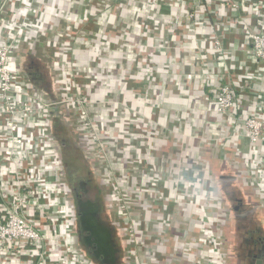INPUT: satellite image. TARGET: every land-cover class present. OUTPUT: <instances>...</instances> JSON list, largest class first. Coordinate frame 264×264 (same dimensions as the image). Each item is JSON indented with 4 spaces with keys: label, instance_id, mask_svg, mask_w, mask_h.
Returning <instances> with one entry per match:
<instances>
[{
    "label": "crops",
    "instance_id": "1",
    "mask_svg": "<svg viewBox=\"0 0 264 264\" xmlns=\"http://www.w3.org/2000/svg\"><path fill=\"white\" fill-rule=\"evenodd\" d=\"M96 1L101 5L105 2L106 6L113 5V8L118 10L121 22L125 15L130 22L125 31H122L120 26H114L116 33H114L111 48L110 44H104L105 38H102L98 25L100 22L97 21V25L93 21L88 22L90 15L88 7L95 5L89 4L92 1L81 0L80 11L77 9L75 13H71V8L77 4L78 0H9L6 3L2 0L0 32L12 33L16 38V44L12 47L8 58V66L20 72L25 84L22 87L27 86L25 97H36L43 102L57 101L58 97H62L65 93L59 91L56 84V72L60 66L71 65L68 66L70 70L74 67L81 74L77 75L78 86H84L83 93L90 99L91 104L96 103L97 100L101 101L105 97H110L106 93V80L115 83L112 81L114 78L111 79V77L119 76L121 75L119 73L124 71L130 81L129 89L124 93L126 100L129 99L131 103L127 111L130 117L134 111L138 110L148 120L146 125H150L149 127L153 129L156 123L151 121L160 120L164 123L165 118L158 115L164 112L167 117L173 109L172 116L169 118L172 121L171 125L168 124L169 119L164 124L165 138L169 135V128H174L176 132L201 128L198 131H204L205 134L202 136L208 133L216 136L218 130L222 128L228 130L231 139H227L228 141L221 145H229L234 149V160L233 164H229V160L221 158L225 160V164H221L219 169L221 173L214 175L217 191L222 196L223 200H221L227 205L228 217L231 219L229 222L241 221L240 217L233 216L231 211V207L240 201L243 217L254 218V225L261 229L264 235V144L250 143L245 137L243 124L236 119V117L257 116L264 121V67L253 56L250 42L251 34L258 31L264 32V0H146V2L150 1L149 6L152 5L154 15L148 18V28L142 29L140 26V31L144 30L142 32L145 37V47L151 49L155 47L157 52L151 55L148 64L144 63V66L148 68L144 69L145 73L140 81H136L131 68L127 70L123 68L128 62L133 61L130 51H127L128 54L120 55L119 53L120 50L130 48L138 34L135 15L140 8L135 6L136 0H128V2L123 0L122 2L131 5L123 3L122 8L119 7L120 4L117 5L118 0ZM63 6L66 9H63ZM76 13H79L78 19H76ZM194 23L197 25L193 26ZM74 25L80 29V38L75 37V40L67 32L69 27ZM61 29H64V32ZM122 38H124L123 41ZM215 39L220 40L219 49H216ZM66 49L68 53L64 52ZM108 50H112L114 58L118 60L117 63L114 62L113 67L107 63L108 60L103 59L105 55L110 54ZM99 56L103 57L99 58ZM153 62L154 64L151 65ZM93 64L97 68H94ZM92 78L100 83L99 86L88 87V82L96 84ZM125 78L120 76L118 84L120 85ZM155 81L160 82L158 86L153 84ZM140 83H149L148 94L144 95L142 91L136 90ZM225 83L232 87L234 108L230 114L220 116L213 109L214 95L217 88ZM80 92L82 91L79 89L77 93L80 94ZM112 92L115 100H118L123 93L119 89ZM153 98L158 99L161 105L157 106ZM68 106L64 108L69 110ZM189 109H192L193 117L186 114ZM102 111L104 113V109ZM56 114L60 115L58 104H53L47 126L38 129V132L54 145V148L52 145L50 148L52 156L56 159L52 167L44 171L43 175L48 179V192L52 195L55 193L60 195L61 203L60 206H55L53 211L55 215L66 211L71 214L68 224L70 245L85 262L96 264L85 255L77 243L74 233V206L71 204L69 210L66 207L72 199L71 189L67 183V168L61 151L63 142L67 146L70 145L72 137L68 134L67 125L63 122V117L66 115L62 113L61 119L54 123ZM173 114H175L174 117ZM115 115L114 113V117ZM124 119L129 117L125 116ZM139 130L145 138L141 140L133 138L134 145L132 144L129 149L133 154H128L129 157L135 155L136 163L143 162L141 159L145 161L147 157L146 153H142V146L148 148L156 140L154 136L144 135L145 129ZM1 135L0 133V214H5L11 201L16 200L14 185L8 181L9 175L21 163L31 162V154L21 155L13 160L6 158L10 144L7 139H2ZM151 135L156 136L154 132ZM117 136L119 137V133ZM116 141L117 138H114V142ZM194 143L197 145L196 141ZM118 145L122 146L121 143ZM223 155L229 156L225 153ZM151 170L154 172L153 168ZM190 171L192 172L193 169L190 168ZM194 173V176H199V173ZM143 183L145 182L142 181L139 185ZM179 183L183 186L182 181ZM134 194L137 198L141 196V193ZM62 197H68L69 201ZM40 204L47 208L44 202ZM38 207H40L39 204L34 208L32 206L31 209ZM50 210L51 208L48 209ZM44 215L47 213L40 214V219H37L38 224L48 222ZM62 223H64L63 228H58L60 231L66 230L67 222ZM38 229L43 235L49 237L47 227L39 224ZM4 244L0 242V264H33L27 250H20L22 254L19 256L12 253L8 256L5 254L6 245ZM56 245L57 243L53 242L52 246Z\"/></svg>",
    "mask_w": 264,
    "mask_h": 264
},
{
    "label": "rangeland",
    "instance_id": "2",
    "mask_svg": "<svg viewBox=\"0 0 264 264\" xmlns=\"http://www.w3.org/2000/svg\"><path fill=\"white\" fill-rule=\"evenodd\" d=\"M85 1H92L89 4H95L88 7L91 15L88 16V22L93 21L95 25L97 21L100 22L98 25L102 38H105L104 44H110L111 48L114 33H116L115 27L120 26L122 31L127 30L129 19L125 18V15L121 22L118 10L111 4L106 6V2L101 5L96 0ZM122 1L117 2L121 8L123 3L131 5ZM2 3L0 0V5ZM149 4L150 1L136 0L135 6L140 8L135 15L138 34L130 48L119 51L120 55L128 54L127 51H130L133 56V61L128 62L123 68L125 70L131 68L136 81L141 80L148 68L144 66V63L148 64L151 55L157 52L155 47L152 49L145 47V37L142 32L144 30L140 31V26L142 29L148 28V18L154 15L153 7ZM81 5V0H78L77 4L71 8V13H75L77 9L80 11ZM62 8L66 9L65 6ZM121 13L126 12L121 11ZM76 14L78 19L79 13ZM61 31L64 32V29ZM156 31L159 30L156 29ZM67 32L74 37L73 40L75 37L80 38V29L75 25L69 27ZM125 41H127L126 38ZM64 52L68 53V50ZM108 52L110 54L104 57L99 56V58L108 60L106 62L113 67L114 62L117 63L118 60L114 58L112 50ZM50 57L49 60H51ZM153 64L154 62L151 65ZM93 65L97 68L95 64ZM68 66L71 65L60 66L56 72V84L59 91L73 94L80 89L82 92L80 97L73 96V99L66 94L67 96L58 97L55 102L60 101L58 111L60 115L62 113L66 115L63 117V122L67 125V132L87 161L88 169L92 173L93 185L101 190V200L108 210L109 220L117 229L118 240L123 247L120 254L122 264H240L236 244L243 240L239 235H235L233 226L230 225L228 208L217 191L214 176L216 173H221L219 169L221 164H225L224 159L229 160V164H233L234 149L229 145H221L225 144L227 139H231L228 130L222 128L218 130L216 136L211 133L202 136L205 133L198 131L201 128L194 127L195 129L191 131L184 129L179 132L169 128V135L165 138L164 124L172 116L173 109L171 112L168 111L167 117L164 112L158 115L165 118L164 123L160 120H152L151 123H156L153 129L149 127L150 125H146L148 120L138 110L134 111L130 117L127 111L131 103L129 99L126 100L124 94L129 89L130 81L124 71L119 73L121 74L119 76L111 77V79L114 78L112 81L115 83L106 80V93L110 97H105L101 101L94 100L96 103L91 104L90 99L83 93L84 86H78L77 75L81 74L74 67L70 70ZM120 76L126 78L119 85ZM92 80L96 84L88 82V87H96L100 84L95 79L92 78ZM154 83L158 86L160 82ZM148 84L140 83L136 90L146 95L150 92V88H147ZM118 89L123 93L118 100H115L112 97V91ZM153 100L157 102V106L161 105L158 99L153 98ZM67 105L70 107L69 110L64 108ZM186 114L191 117L192 109H189ZM125 116L129 119H124ZM171 122L170 120L168 124L171 125ZM140 128L145 129L144 135L154 136L158 140H154L148 148L142 146V153H146L147 157L145 161L141 159L143 162L136 163L135 155H131L130 158L128 154H133L129 150L133 144V138L138 140L145 138ZM151 131L156 136L151 135L153 133ZM224 134L227 135L224 136ZM114 138H117L116 142ZM195 141L197 145H194ZM118 143L122 146L120 147ZM51 145L54 148L52 142ZM224 153L229 156L225 157ZM223 157L224 159H221ZM80 163L83 167L81 164L79 167H82L83 174L86 175L87 168L84 167L82 160ZM190 168L193 169L192 172ZM194 172L199 173V176H194ZM142 181L145 183L139 185ZM180 181L183 186L179 183ZM135 192L137 195L141 193V196L134 197ZM62 199L69 201L68 197H62ZM66 207L67 210L71 208L70 201Z\"/></svg>",
    "mask_w": 264,
    "mask_h": 264
},
{
    "label": "built area",
    "instance_id": "3",
    "mask_svg": "<svg viewBox=\"0 0 264 264\" xmlns=\"http://www.w3.org/2000/svg\"><path fill=\"white\" fill-rule=\"evenodd\" d=\"M7 1L9 0H4L5 3ZM14 37L12 33L0 32V133L2 139H7L10 144L6 158L13 160L18 159V156L31 154V162L21 163L9 175L8 181L14 185L16 200L11 201L5 214H0V242L7 243L4 246L6 245L5 254L8 256L11 253L19 256L22 254L20 250H27L33 264H88L70 245L68 224L71 215L67 211L60 215L53 212L55 206H60V195L48 192V180L43 175L56 159L51 154V141L40 134L38 129L47 126L52 105L60 101L50 103L36 97H25L27 86L22 87L24 81L20 72L8 66L11 49L16 44ZM250 42L253 56L264 67V32L251 34ZM214 44L219 49L220 40L215 39ZM66 94L73 99L75 96L80 97L77 91ZM213 105L220 116L230 114L234 108V94L229 84L225 83L217 88ZM236 119L243 124L245 137L250 143L264 144L262 118L247 116ZM42 202L47 205L46 209L40 204ZM38 204L40 207L31 209ZM42 212L47 213L43 217L48 222L39 224L47 227L49 237L38 229L37 219H40ZM63 221L67 222L66 230L60 231L58 228H63ZM20 242L23 243L20 245ZM53 242L57 245L52 246Z\"/></svg>",
    "mask_w": 264,
    "mask_h": 264
},
{
    "label": "flooded vegetation",
    "instance_id": "4",
    "mask_svg": "<svg viewBox=\"0 0 264 264\" xmlns=\"http://www.w3.org/2000/svg\"><path fill=\"white\" fill-rule=\"evenodd\" d=\"M55 116V117H54ZM55 121L60 120L59 114L54 115ZM73 143V142H72ZM75 144L68 147L64 142L62 145V155L64 164L66 166L67 173V183L70 186L71 204L74 206V222H75V237L77 243L85 252V255L96 264H122V245L118 240V236L115 231L114 226L109 225L110 220L107 219L109 216L108 210H106L105 205L101 200V190L93 185V177L91 171L88 169L87 161L82 157L79 152L78 147H74ZM86 167V175L83 174L82 164ZM81 164L82 167H79ZM238 201V200H236ZM94 203V204H90ZM79 204H82V217L85 219L88 217V222L80 223L79 218ZM92 205L94 207L92 208ZM242 203L238 201L237 205L231 207L232 215L240 217L241 221L234 222L230 224L233 226V231L236 236H240L243 240L241 243H237L238 248L237 257L239 254L240 264H256L255 261L260 260L261 264H264V235L261 229L256 227L254 218H244L242 215L243 209L241 208ZM92 219L94 223L98 224L99 227L107 229L110 231L109 242L113 248V254H107L104 256L99 254L95 256V244L90 240L88 242V237L91 235L90 230H86L91 226ZM107 219V220H106ZM230 219V218H229ZM231 220V219H230ZM108 221V222H107ZM245 222V223H243ZM113 225V223H111ZM96 228L92 231L95 232ZM117 230V229H116ZM90 234V235H89Z\"/></svg>",
    "mask_w": 264,
    "mask_h": 264
},
{
    "label": "water",
    "instance_id": "5",
    "mask_svg": "<svg viewBox=\"0 0 264 264\" xmlns=\"http://www.w3.org/2000/svg\"><path fill=\"white\" fill-rule=\"evenodd\" d=\"M90 204H94V203H90ZM82 204H79V214H80V218H79V222L80 223H85L88 222V217H86L85 219L82 217ZM94 207V205H92V208ZM107 219L109 220V216L107 217ZM106 219V220H107ZM92 224L90 227L87 228V225L85 227L86 230H90V236L88 237V242L89 240L95 244V256H98L99 254H102L104 256H107V254H113V248L109 242V235H110V231L104 228H101L98 226V224L94 223L93 219H92ZM108 222V221H107ZM109 225L113 226L111 223H109ZM93 228H96L95 232L92 231ZM116 233L117 230L115 229ZM256 264H261L260 260L255 261Z\"/></svg>",
    "mask_w": 264,
    "mask_h": 264
}]
</instances>
